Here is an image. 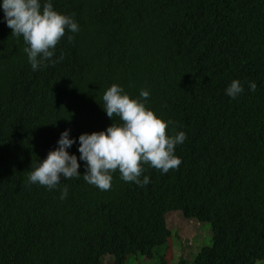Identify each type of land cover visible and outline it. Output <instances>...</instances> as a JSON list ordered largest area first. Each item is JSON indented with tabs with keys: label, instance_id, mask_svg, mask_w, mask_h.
Segmentation results:
<instances>
[{
	"label": "trees",
	"instance_id": "1",
	"mask_svg": "<svg viewBox=\"0 0 264 264\" xmlns=\"http://www.w3.org/2000/svg\"><path fill=\"white\" fill-rule=\"evenodd\" d=\"M51 3L79 31L66 30L53 56L63 59L37 71L0 7V264L151 257L168 245V211L211 224L212 244L193 264L264 259V0ZM233 80L243 86L235 98L225 92ZM112 84L130 98L148 90L143 102L169 122L167 134H186L174 149L179 167L162 173L144 164L143 187L118 170L109 190L83 179L79 136L120 123L102 109ZM65 130L76 140L67 151L79 178H61L53 190L29 183L32 161L45 159ZM164 256L158 264H170Z\"/></svg>",
	"mask_w": 264,
	"mask_h": 264
},
{
	"label": "clouds",
	"instance_id": "2",
	"mask_svg": "<svg viewBox=\"0 0 264 264\" xmlns=\"http://www.w3.org/2000/svg\"><path fill=\"white\" fill-rule=\"evenodd\" d=\"M4 19L12 30L13 36L22 37L26 47L28 62L32 71L55 65L63 59V55L54 60L56 46L64 37L66 30L78 32V24L71 16L54 10L51 0H2ZM69 41L74 37L69 36ZM256 83L249 82V90L255 92ZM226 94L235 98L243 92L239 80H233L225 90ZM150 93L141 89L139 97L130 98L124 89L112 84L103 94V111L113 120L119 117L120 123L113 122L104 131L84 133L79 136V160L85 162L83 179L101 190L111 188L112 173L119 171L126 182H135L143 187L149 183V177L143 176V165L167 173L178 168L180 158L175 156L174 149L186 139L184 132L174 136L167 134L169 122L159 118L154 111L146 108L145 103ZM76 140L70 138V130L61 133L57 147L50 150L42 161H32L28 175L29 183L55 189L61 178H79L80 164L77 156L69 154ZM68 188L61 189L60 198L67 197ZM112 264L111 255H107ZM264 261V259H261ZM107 263V262H106ZM105 263V264H106Z\"/></svg>",
	"mask_w": 264,
	"mask_h": 264
},
{
	"label": "rangeland",
	"instance_id": "3",
	"mask_svg": "<svg viewBox=\"0 0 264 264\" xmlns=\"http://www.w3.org/2000/svg\"><path fill=\"white\" fill-rule=\"evenodd\" d=\"M165 219L171 232L167 247L166 244L160 246L159 250L153 251L151 257L140 253L130 254L124 264H158L161 253H165L164 257L170 264H177L181 257L188 264H193V258L200 249L212 244V228L209 222L186 218L179 211H168ZM106 264H112L109 258ZM256 264H264V261L257 260Z\"/></svg>",
	"mask_w": 264,
	"mask_h": 264
}]
</instances>
